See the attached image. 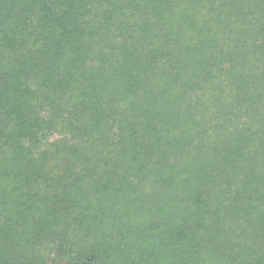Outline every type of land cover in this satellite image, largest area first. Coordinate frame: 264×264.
<instances>
[{
	"label": "trees",
	"instance_id": "16d2710c",
	"mask_svg": "<svg viewBox=\"0 0 264 264\" xmlns=\"http://www.w3.org/2000/svg\"><path fill=\"white\" fill-rule=\"evenodd\" d=\"M0 264H264V0H0Z\"/></svg>",
	"mask_w": 264,
	"mask_h": 264
}]
</instances>
